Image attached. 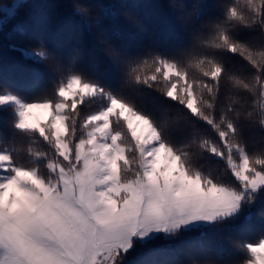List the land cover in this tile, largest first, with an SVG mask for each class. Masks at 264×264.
Returning <instances> with one entry per match:
<instances>
[{"label":"snow or ice","instance_id":"snow-or-ice-1","mask_svg":"<svg viewBox=\"0 0 264 264\" xmlns=\"http://www.w3.org/2000/svg\"><path fill=\"white\" fill-rule=\"evenodd\" d=\"M26 2L0 6V31ZM72 8L70 50L37 12L13 25L23 64L0 68V133L46 146L0 148V264H160L157 242L242 218L262 225L242 264H264V0H172L175 43L148 37L139 5Z\"/></svg>","mask_w":264,"mask_h":264},{"label":"trees","instance_id":"trees-1","mask_svg":"<svg viewBox=\"0 0 264 264\" xmlns=\"http://www.w3.org/2000/svg\"><path fill=\"white\" fill-rule=\"evenodd\" d=\"M12 0H0V5H10ZM72 2L73 0H28L19 11L17 20H13L3 27L0 31V68L4 67L5 75L9 73V69H14L23 64V60L18 53H14L8 49V45L19 43L20 38L15 37L13 25L18 20H27L37 12H44L50 17L56 19L60 25L58 39L62 46L68 50L75 44L77 36L81 34V30L77 27L72 17ZM78 2V0H74ZM90 3H97L98 0H88ZM104 3H126L139 5L137 9L145 22V27L149 38L166 40L169 43L176 42V34L173 31L172 25L175 23V14L172 8V0H100ZM183 2V0H179ZM204 3L210 0H202ZM47 3L51 6L37 8V4ZM31 50V49H30ZM103 50L99 49V55H103ZM89 60L95 59V56H89ZM225 59L231 65L239 63V58L228 54ZM22 79V77H19ZM23 90V89H22ZM156 94H153L155 96ZM138 100L142 106L146 100H152L151 97H139ZM149 110L159 111L161 106L158 101H152L147 104ZM89 109L85 108L83 114H87ZM8 124V110L0 111V127L5 128ZM259 136L253 134L250 136V143L257 148ZM12 147L18 149L14 152L18 158L23 161L27 157L29 147L33 151L45 150L46 146L42 143L30 144L25 140H17L15 143L11 138L0 133V148ZM206 169L210 170L214 176H220L224 171V164L218 158L205 159L203 161ZM262 225L258 219H253L251 222H246L243 218L237 221L234 225H226L216 231L203 230L185 234L176 238L173 241L165 243L157 242L152 247L158 252L155 259L160 264H208L213 259V249L218 246H223L229 249L233 254V259L242 264L246 258L245 253L238 245L247 242H254L260 235ZM136 254H134L135 256ZM134 258V257H133Z\"/></svg>","mask_w":264,"mask_h":264},{"label":"rangeland","instance_id":"rangeland-1","mask_svg":"<svg viewBox=\"0 0 264 264\" xmlns=\"http://www.w3.org/2000/svg\"><path fill=\"white\" fill-rule=\"evenodd\" d=\"M12 3H13V0H12L11 4H12ZM11 4H10V5H11ZM0 6H2V5H0Z\"/></svg>","mask_w":264,"mask_h":264}]
</instances>
